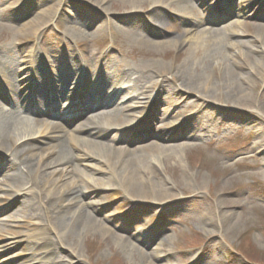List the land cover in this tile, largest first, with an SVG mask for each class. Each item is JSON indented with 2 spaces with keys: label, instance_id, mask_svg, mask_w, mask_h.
I'll return each instance as SVG.
<instances>
[{
  "label": "rangeland",
  "instance_id": "obj_1",
  "mask_svg": "<svg viewBox=\"0 0 264 264\" xmlns=\"http://www.w3.org/2000/svg\"><path fill=\"white\" fill-rule=\"evenodd\" d=\"M100 1L102 0H42L38 4V0H6V11L0 16V61L7 59L6 51L16 54L20 59L19 67H24L22 72L26 74L34 58L33 52L37 53L50 75L55 71L61 72L64 78H71L66 88L73 92L77 89V78L82 75L80 68L88 62L91 70L89 76H85L86 80L81 77L82 86L94 89L104 85L108 93L110 86L106 85V81L115 77L116 62L134 67L149 61L153 54H146L145 50L129 43L120 30L105 23L104 18L103 27L99 31L95 29L100 22L91 26L85 23L76 32L70 30L76 23L75 20L84 22L94 15L97 17L99 14H95V11L102 10L112 17H124L128 14L126 9L120 7V0L108 3ZM192 2L201 20L192 31L191 38L207 35L210 28H221V34L228 36L232 44L248 40L263 48L256 38L261 36L264 26V0ZM237 2L247 8L240 11L236 7ZM50 8L52 17H43L42 11ZM63 8L65 14H61ZM163 8V12L169 14L168 25L154 26L150 23L153 19L151 6L141 11L143 19L138 23L148 35L171 40L194 17H183L171 7ZM200 29L202 31L198 32ZM185 51L187 48L179 49L171 45L167 51L158 55V59L174 64L182 58ZM225 53L236 55L240 61L246 62L237 56L241 52L236 44L227 47ZM73 59L74 63L77 62L74 70L70 64ZM243 73L248 74L249 71L244 70ZM2 74L0 64V102L8 105L6 94L10 89L6 84L4 90ZM252 76L253 81L249 87L256 107L251 114L258 124L251 128L247 120L230 114L215 113L211 135L205 139L187 136L188 130L195 123L194 114L200 105L194 109L183 108L174 118L178 108H173L166 115L162 103L163 107L155 114L156 89L148 92V96L152 97L148 102H131L135 109L131 110L127 118L128 122L135 120L134 122L115 126L113 130L105 123L107 118L116 120V114L98 115V111L102 110V107H98L99 109L89 110L78 117L80 112L74 110V97L61 99L63 105L56 110L64 114V118L61 120L50 115L48 119L61 127L58 131L66 139H70V133H78L79 139L108 141L112 133H116L121 139L118 140L119 146L132 150L153 141L162 142L160 140L163 137L167 140L163 143L181 146L175 157L170 159H163L157 151L146 152L147 161L153 160L154 163L148 168L150 178L166 187L160 201L152 200L153 195H149V199L140 200L127 194L117 182L92 196L95 190L92 179L87 180L89 185L86 187L78 173L89 160L88 157H80L84 153L80 148H72L76 156L67 169L53 172L56 168L63 167L60 164L44 167L45 172L50 174L48 181L56 180L57 194L52 202L54 206L61 200L59 191L76 177L77 183L87 195L69 193L67 201L86 202L96 217L124 236L123 239H107L101 230L95 228L77 234L75 247L80 249L79 256L82 257L83 264H143L140 250L134 249L131 243L144 249L157 264H264V147L254 148L262 145H257L256 139L264 131V109L258 107L260 103L264 106V70H257ZM166 78L173 83L170 76ZM54 82L60 81L25 79L16 85L15 91L19 97L25 98L29 94H37L34 86L39 92V89L47 85L48 91L54 94L60 90V85H54ZM128 84L127 81H120L113 84L111 89H117L120 85L126 87ZM215 104L218 106L221 103L216 101ZM221 106L225 111L238 109L233 105ZM140 115L145 117L143 126L133 128L140 121ZM184 119H190L189 127L182 122ZM171 120L177 122L170 124ZM79 122L86 125L78 126ZM93 124L103 130L102 134L88 130ZM33 142L40 144L39 141ZM82 144L86 150L98 153L104 160L116 161L120 155L119 152L111 153L98 144ZM184 144L192 145L183 149ZM42 150L43 153L50 152L51 143ZM8 157L0 150L1 160L5 161ZM54 157L55 154L49 155L46 162ZM4 174L5 172H0V221L6 224V229L0 230V236H3L0 250H6V253L0 254V264H68L63 257L56 256L53 260L54 255L40 257L39 252H36L34 244L43 238L39 233L42 227L39 223L36 224L38 219H29L30 216L19 209V196H16V189L4 181ZM86 179L89 178L85 177ZM149 187H146L147 190ZM63 201L67 203L66 200ZM46 223L49 227L48 220ZM58 223L63 228L60 235L64 236L70 229L69 221L59 214ZM70 252L69 243L60 248V254L66 257H70Z\"/></svg>",
  "mask_w": 264,
  "mask_h": 264
},
{
  "label": "bare ground",
  "instance_id": "obj_2",
  "mask_svg": "<svg viewBox=\"0 0 264 264\" xmlns=\"http://www.w3.org/2000/svg\"><path fill=\"white\" fill-rule=\"evenodd\" d=\"M39 1L42 0H38V4H40ZM110 1L117 0H102L100 3ZM120 1V7L128 12L124 17H112L99 10L94 12L99 14L97 17H94V15L84 22L75 20L76 23L70 29L72 32H76L85 23L91 26L100 22L95 29V31H99L103 27L102 19L104 18L105 23L119 29V32L129 43L145 50L146 54H153L149 61L134 67H127L120 62H116L115 77H111L106 81V85L110 86L109 94L106 93L104 85L94 89L82 86L80 77L77 78L76 91H69L66 87L71 78L68 76L64 78L61 72L55 71L50 75L47 67L44 66L37 53L34 52L30 70L26 74L22 72L24 67H19L20 59L16 54L12 55L9 51H6L7 59L0 61L3 69L2 82L4 90L6 84L9 85L10 89V92L6 94L9 101L8 105L0 102V150L9 155L5 161L0 159V172H5L4 181L16 189V196H19L20 200L19 209L30 216L29 219H38L36 224L39 223L42 227L39 233L43 235V240H37L34 244V249L39 252L40 257H46L50 254L54 255L53 260L58 256L66 259L68 264H83V259L79 256L80 249L75 247L76 235L94 228L101 230L107 239L124 238L106 222L96 217L89 210L86 202L67 201V194L69 193L87 195L84 194L81 185L77 183L76 177L59 191L62 195L61 200L54 206L52 202L55 200V194H57L55 192L57 189V186H55L56 180L48 181L50 174L45 172L44 167L60 164L63 167L60 169L58 167L53 172L67 169L66 167L72 164L73 158L76 156L72 152V148H80L84 151L80 154V157H88L89 160L85 162L84 168L78 173H80V180L83 181L86 187L89 185L87 180L92 179L95 184L92 196H96L104 188L113 186L114 182H117L116 184L121 185L127 194L140 200L149 199L147 197L153 195L152 200L160 201L159 199L166 191V187L163 183L150 178L148 168L154 163L153 160L147 161L146 152L149 150L157 151L160 152L163 159H170L175 157L177 150L181 147L177 144L163 143V141H167L163 137L160 140L162 142L153 141L146 146L132 150L125 146H119L120 136L116 133H112L108 141L79 139L78 133H70V139H66L58 131L61 127L56 123L49 122L48 119L50 115H55L58 117L57 119L61 120L64 118V114L58 113L56 110V108L61 109L63 105L61 99L64 97H74L76 100L74 110L80 112L78 117L98 107H102V110L98 111V115L110 116L116 114L118 116L116 120L113 121L111 118H107L105 123L111 130L115 126L134 122V119V121L128 122L129 119L127 118V116H130L131 110L135 109L131 102L135 100L139 103L146 100L148 102L152 98L150 95L148 96V92L152 89L157 91L155 95L157 100L155 114L159 113L163 106L166 115L173 108H178L174 115V118H176L183 108L190 107L194 109V107L200 105L194 114L195 123L188 130V138L205 139L210 136L215 113L230 114L238 119L247 120L251 128L258 124L251 114V111L256 107V102L249 85L253 81L252 74L257 70H264V26L262 27L261 36L256 38L260 40L263 48L248 40H239L234 43L240 47L241 53L237 56L246 60V62H242L236 55L225 53L227 47L234 44L229 42L228 36L221 34V28H210L207 35L190 37L201 20L192 0ZM5 2L6 0L0 1V8H2L0 9V16L6 11ZM43 2H47V0H43ZM148 6L152 7L150 13L153 14V19L150 23L154 26L168 25L169 14L163 12V7H171L183 17H194L195 20L191 19L192 21L187 22L183 30L174 39L165 40L163 37L151 36L142 30L141 24L138 23L143 19L141 11H145ZM236 7H239L240 11L247 8L246 5L239 2L236 3ZM64 10L63 8L61 14H65ZM51 12L52 8L42 11L41 14L45 18H51ZM201 31L202 29L198 32ZM171 45L179 49L187 48V51L183 52L182 58L174 64L158 59V55L163 51H167ZM22 62L24 63V61ZM71 62L72 69H76L77 62L74 63V59ZM86 66L89 76L91 66L88 62H86ZM244 70H248L249 73H243ZM161 76L162 79H160ZM168 76H170L173 83L167 80L166 77ZM25 79H39V81L45 79L47 82L60 81L54 82V85H60V90L53 94L48 91L49 87L45 85L43 89H39L40 91L37 92V87L34 86L37 94H29L27 97L22 98L19 97L15 89L16 85ZM120 81H127L129 84L126 87L120 85L117 89H111L113 84ZM216 101L221 104L217 106ZM162 103H164L163 106H161ZM222 104L233 105L238 109L225 111L222 109ZM258 107L264 109L261 103L258 104ZM144 111L145 108L142 114ZM120 115L121 117H119ZM144 121L145 117L140 115V121L138 120L133 128L142 127ZM175 122L177 121L171 120L170 124ZM182 122L189 127L190 119H184ZM80 125H86V123L79 122L78 126ZM88 130L100 134L103 131L95 124L91 125ZM77 137L78 140H75ZM33 141H39L40 144H35ZM256 141L257 145L262 143L263 146H254V148L264 147V131L259 133ZM84 142L101 145L109 149L111 153L119 152L120 155L117 156L116 161L104 160L98 153L86 150L85 145L82 144ZM49 143H51L52 150L43 153L42 149ZM191 145L184 144L183 149H187ZM51 154H55V157L46 162V157ZM85 177L89 179L85 180ZM146 187H149V190ZM63 200H66L67 203ZM59 214L60 217L69 221L70 229L64 236L60 235L63 228L58 223ZM46 220L49 221V227ZM20 225L24 224L20 223ZM5 229L6 224L0 221V230ZM2 239L3 236H0V240ZM66 243H69L70 257L60 254V248ZM131 244L134 249L140 250L143 264H157L149 258L144 249L139 248L135 243ZM4 253H6V250L1 249L0 254ZM2 262L6 263L3 259Z\"/></svg>",
  "mask_w": 264,
  "mask_h": 264
}]
</instances>
